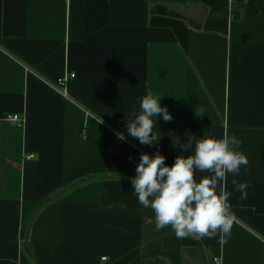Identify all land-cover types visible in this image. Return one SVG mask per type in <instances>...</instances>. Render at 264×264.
<instances>
[{
  "label": "crops",
  "instance_id": "crops-1",
  "mask_svg": "<svg viewBox=\"0 0 264 264\" xmlns=\"http://www.w3.org/2000/svg\"><path fill=\"white\" fill-rule=\"evenodd\" d=\"M258 23L245 0H0V264H264ZM149 92L173 117L154 118V146L124 129ZM225 131L250 162L227 177L226 243L158 229L128 179L140 153L159 149L171 166L195 149L176 137ZM233 179L250 185L246 200Z\"/></svg>",
  "mask_w": 264,
  "mask_h": 264
},
{
  "label": "clouds",
  "instance_id": "clouds-1",
  "mask_svg": "<svg viewBox=\"0 0 264 264\" xmlns=\"http://www.w3.org/2000/svg\"><path fill=\"white\" fill-rule=\"evenodd\" d=\"M160 100L151 92L147 93L140 98L139 112L134 106L132 118L126 121L128 135L142 145L154 146L161 138L154 131V118L162 115L165 122L173 119ZM194 111L198 117L204 115L202 108H194ZM115 135L120 141L126 139L123 132ZM193 141L194 153L186 157L177 155L171 166L165 163L166 157L159 149L153 155L140 153L136 175L128 179L139 204L154 211L158 229L171 226L177 239L203 241L219 236L223 244L237 219L230 203L232 193L226 189L227 177L238 175L242 166L247 171L250 162L240 150L242 140L227 131L222 138L210 132L199 139L188 136L186 142L176 137L173 147H178L181 153L188 152L193 148ZM196 172L209 175L198 182ZM232 184L240 192V200H246L250 185L235 179Z\"/></svg>",
  "mask_w": 264,
  "mask_h": 264
},
{
  "label": "trees",
  "instance_id": "trees-1",
  "mask_svg": "<svg viewBox=\"0 0 264 264\" xmlns=\"http://www.w3.org/2000/svg\"><path fill=\"white\" fill-rule=\"evenodd\" d=\"M248 7L249 16L259 21L258 29L264 34V14L260 12V8L264 6V0H245Z\"/></svg>",
  "mask_w": 264,
  "mask_h": 264
},
{
  "label": "built area",
  "instance_id": "built-area-1",
  "mask_svg": "<svg viewBox=\"0 0 264 264\" xmlns=\"http://www.w3.org/2000/svg\"><path fill=\"white\" fill-rule=\"evenodd\" d=\"M74 77V74L73 73H67L65 72L63 75H61L59 78H57L56 80V87L61 91V93L64 95H66V84L68 82L69 79L73 78ZM10 120L16 122L17 124L19 122H21V118L14 114L10 117ZM124 129L127 130V125H124ZM213 261L215 263H219V257H215L213 258Z\"/></svg>",
  "mask_w": 264,
  "mask_h": 264
},
{
  "label": "rangeland",
  "instance_id": "rangeland-1",
  "mask_svg": "<svg viewBox=\"0 0 264 264\" xmlns=\"http://www.w3.org/2000/svg\"><path fill=\"white\" fill-rule=\"evenodd\" d=\"M239 1H241V2H242L243 0H239Z\"/></svg>",
  "mask_w": 264,
  "mask_h": 264
}]
</instances>
